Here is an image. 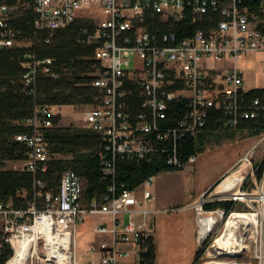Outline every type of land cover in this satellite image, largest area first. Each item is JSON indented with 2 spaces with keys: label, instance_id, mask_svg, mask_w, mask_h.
Here are the masks:
<instances>
[{
  "label": "built area",
  "instance_id": "built-area-1",
  "mask_svg": "<svg viewBox=\"0 0 264 264\" xmlns=\"http://www.w3.org/2000/svg\"><path fill=\"white\" fill-rule=\"evenodd\" d=\"M242 3L243 0H34L38 13L36 26L51 34L70 24L80 11L89 7H99L105 15L86 38L88 43L99 44L96 58L101 61V68L93 85L98 88L101 101L97 106H90L84 118L88 127L105 137L104 150L108 154L102 156L105 177L116 175L118 158L151 161L157 157L166 166L177 169L196 162L197 154L188 155L182 150L184 140L203 129L212 108L224 111L228 128L238 127L243 119H264V102L259 97L248 100L244 71L239 66L252 53H262L264 64V32L256 28L248 7ZM187 8L200 15L213 11L221 19L215 28L198 30L181 40L173 31L154 33L138 24L150 10L178 19ZM10 9L7 3H0V46L16 43L15 31L8 22ZM129 30L134 33L127 34ZM226 57L234 64L221 76L222 86L216 74L203 65L207 60ZM23 64L26 69L23 80L29 93H35L39 70L55 78L60 75L52 57L40 60L27 53ZM127 83L141 87L144 100L136 115L131 113L127 101ZM176 100L184 102L185 109L171 124L167 122L168 112ZM56 115L54 106L36 107L25 121L29 130L14 136L28 146L20 169L34 174L35 189L44 186L39 175L48 170L53 156L45 130L53 126ZM153 180L151 176L137 190L113 183L102 201L94 200L85 206L81 177L67 169L58 191L46 193L45 209L38 207L36 198L27 207H16L13 201L0 198V245L5 242L12 249L4 264H79L77 253L72 249L76 225L89 213L110 217L109 223H98L93 229L96 234L110 236L88 243V252L100 253L98 260L88 264H128L127 258L131 256L137 258L136 264L143 263L150 248L148 241L154 239L153 232L147 228L146 216L159 211L153 205L156 199ZM224 194H220L221 200H237ZM211 200L202 197L200 201L203 231L206 219L216 218L209 234H204L201 246L211 233L223 228L226 216L228 220L221 237L236 214L250 213L227 212L223 208L205 210V202ZM139 215L144 219L140 220ZM260 219L264 235L263 217ZM62 235H69V254L62 244ZM218 239L209 245L207 255L211 248L220 247ZM260 264H264V256Z\"/></svg>",
  "mask_w": 264,
  "mask_h": 264
},
{
  "label": "trees",
  "instance_id": "trees-1",
  "mask_svg": "<svg viewBox=\"0 0 264 264\" xmlns=\"http://www.w3.org/2000/svg\"><path fill=\"white\" fill-rule=\"evenodd\" d=\"M0 3H7L11 7L8 22L15 31L16 42L12 46H0V198L3 201H13L16 207H27L36 198L38 207L45 209L46 193H56L64 171L72 169L82 180L83 204L90 206L94 200L102 201L107 195L108 187L113 183L117 186L124 184L126 188L137 190L151 176L163 170L177 169L166 166L157 160V157L151 161L118 158L116 175L105 177V162L102 156L107 153L104 150L106 141L103 134L87 126L62 125L60 114L54 116L53 126L45 130L53 156L48 163V170L39 175L44 186L35 189V176L32 172L10 167V164L22 162L26 158L28 146L14 136L29 130L25 121L36 107L99 104L101 97L98 88L93 85V80L101 68V61L96 58L99 44L86 42L88 33H93L96 27L90 19L77 17L51 34L46 29L37 28L38 13L34 0H0ZM242 6L248 7L256 28L264 32V1L243 0ZM220 19L221 15L213 11L200 15L187 8L184 15L176 19L150 10L138 24L154 33L173 31L178 40H181L193 36L198 30L215 28ZM126 33L131 35L134 30ZM27 53L40 60L52 57L54 68L60 74L55 78L39 70L35 93H29V88L23 80L26 70L23 60ZM127 87L130 111L136 115L141 111L144 100L141 87L136 83H127ZM247 97L248 100L259 97L264 102V87L249 90ZM184 109L185 103L182 101L171 103L168 112L170 119L167 122L174 123L173 118L183 114ZM225 121L224 111L212 108L207 124L196 135L186 137L182 150L188 155L198 154L206 148L208 140L212 139L216 132L224 131L228 136H232L235 128L225 126L224 129ZM236 128L247 129L252 134L259 135L264 132V119H243ZM247 176V170L229 175L218 185L216 193H225V196L241 199L246 193L241 186ZM257 177L262 182L263 167L257 171ZM218 208L230 212L242 206L235 200H212L204 204L205 210ZM148 244V254L141 264H155L154 239L148 241ZM11 253V246L5 242L1 243L0 264H4ZM200 254L199 250L195 258L196 264L199 263Z\"/></svg>",
  "mask_w": 264,
  "mask_h": 264
},
{
  "label": "crops",
  "instance_id": "crops-1",
  "mask_svg": "<svg viewBox=\"0 0 264 264\" xmlns=\"http://www.w3.org/2000/svg\"><path fill=\"white\" fill-rule=\"evenodd\" d=\"M226 59L231 58L226 57L222 60ZM203 66L212 73H218L216 74V80L218 84L223 86L221 76L225 74L231 65L220 67L211 63L210 60H207ZM220 70H223V72H219ZM246 88L248 91L253 89L247 87V84ZM223 128H226L225 125ZM233 131L232 136H228V133L224 131L220 133L216 132L213 135L214 137L208 140L206 148L197 154V161L189 165L192 169L163 170L154 176L155 178L161 173H164L163 185L159 184L153 187L152 184V188L156 193V199L153 205L159 211L149 213L146 216L147 228L153 232L156 245L155 264H196L195 258L201 248L202 238L204 237V231L200 221L203 214L200 208V201L209 190L231 172L241 152L245 151L244 146L240 144L222 148L220 151H209L208 148L211 146H208V144L212 143V141H216V145H221L228 141H236L242 134H247L248 137L255 136L247 129L235 128ZM249 145L250 143L248 142L247 146ZM181 177L185 178L184 184H173L175 183L173 181ZM138 193L141 194V189ZM97 215L101 217L97 224L110 222L109 216ZM125 218L126 220L128 219L127 216ZM138 218L140 220L144 219L142 215H139ZM76 232H78V223L76 225ZM109 236V234H96L93 231V235L85 245V253L91 254L90 261L98 260L100 253L88 252V243L92 241L98 242L109 238ZM77 243L75 240L76 250ZM76 253L78 263L85 264L81 262L84 258V253L82 255L78 254L77 251ZM127 262L128 264H136L137 258L131 256L127 258Z\"/></svg>",
  "mask_w": 264,
  "mask_h": 264
},
{
  "label": "rangeland",
  "instance_id": "rangeland-1",
  "mask_svg": "<svg viewBox=\"0 0 264 264\" xmlns=\"http://www.w3.org/2000/svg\"><path fill=\"white\" fill-rule=\"evenodd\" d=\"M78 17L90 19L96 25L99 21L105 18L103 11L99 7H89L79 12ZM253 22V21H252ZM254 23V22H253ZM252 23V24H253ZM255 24V23H254ZM263 54L262 53H252L250 54L246 60H242L239 62V66L243 69L246 84L249 88H260L264 87V64H263ZM211 63L225 67L229 65H233L234 62L231 59L226 60H210ZM219 72H223L220 70ZM218 74V73H216ZM89 105H63L55 107V111L62 116L61 124L68 125H77V126H87L84 118L85 113L89 110ZM88 127V126H87ZM238 140L236 141H228L221 145H216V141H212V143L208 144L211 146L208 148L209 151H220L225 147H232V145H242L244 146L245 151L241 152L240 157L234 164L231 172L226 176L241 173L245 170L248 172V176L246 180L242 184V190L246 193L242 195L241 199H237L236 201L242 208L237 209L236 211L241 212H262L264 210V199L261 195L260 191H264V178L261 182V179L257 177V171L263 167V175H264V132L255 135L253 137H248L247 134L240 135ZM238 141V142H237ZM251 141V142H250ZM250 143L247 146V143ZM249 153V159L246 158L245 153ZM22 162H16L10 164V167L13 168H21ZM185 169H192V167H187ZM238 169V171H236ZM236 171L235 173H233ZM164 173H161L153 180V187L158 186L159 184L163 185L162 182ZM225 177V178H226ZM224 178V179H225ZM222 179L215 185L211 190H209L204 199H212V200H221V195L216 193V189L218 185L224 180ZM173 184H184L185 178L181 177L173 181ZM225 196V195H223ZM211 200V201H212ZM224 200V199H222ZM206 203V202H205ZM260 204V205H259ZM247 214V213H246ZM262 216V215H260ZM263 217V216H262ZM100 216L97 214L89 213L85 216L84 221L78 222V232L75 233V240L77 243V250L75 246H73V251H77L78 254L82 255L84 253V258L81 262L88 263L90 261L91 254L85 253V245L86 242L93 235V229L97 222L100 220ZM228 220V216L223 224L222 229H218L215 232L211 233L207 240L203 243L200 248L201 254L198 264H207V263H244V264H260L261 259L264 256V235H263V225L260 219L258 226H249L246 224L249 229H247V233L244 229H240V232H245L246 237L244 239V249L241 253L234 255L233 253H224L220 254L217 248H211L209 254L207 255L205 251L208 249L209 245L213 243L217 238H220L223 234L225 228V222ZM264 221V217H263ZM264 224V222H263ZM219 240V239H218Z\"/></svg>",
  "mask_w": 264,
  "mask_h": 264
},
{
  "label": "bare ground",
  "instance_id": "bare-ground-1",
  "mask_svg": "<svg viewBox=\"0 0 264 264\" xmlns=\"http://www.w3.org/2000/svg\"><path fill=\"white\" fill-rule=\"evenodd\" d=\"M261 195L264 199V191H260ZM260 215L264 217V210L262 212H250V213H243V214H236L234 218H232L229 222V228L224 236L219 238L218 244H220V247H218L219 253H233L234 255H237L241 253L244 249V239L246 237L247 229L246 227L248 224L249 226H258L260 222ZM207 225L205 227L204 234H209V231L212 229L214 222L216 221V218L212 217L211 219H206ZM244 229L245 232H240L239 229ZM62 244L64 246V249L67 250V253L69 254V251L71 250V244L69 235H62L61 236ZM207 264H228V263H222V262H216V263H207ZM230 264V263H229ZM231 264H244V263H238L233 262Z\"/></svg>",
  "mask_w": 264,
  "mask_h": 264
}]
</instances>
